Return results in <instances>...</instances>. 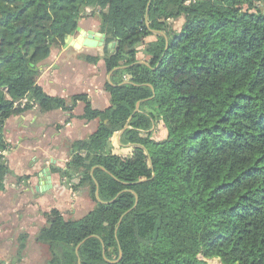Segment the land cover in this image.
<instances>
[{
    "label": "trees",
    "instance_id": "1",
    "mask_svg": "<svg viewBox=\"0 0 264 264\" xmlns=\"http://www.w3.org/2000/svg\"><path fill=\"white\" fill-rule=\"evenodd\" d=\"M89 18L116 43L103 60L111 106L71 98L99 125L58 172L95 206L46 213L34 241L44 264H264V0H0L1 131L34 109L26 98L41 112L73 109L38 80L56 42ZM126 126L123 158L113 138ZM8 174L0 160V192ZM29 247L20 233L17 261Z\"/></svg>",
    "mask_w": 264,
    "mask_h": 264
},
{
    "label": "crops",
    "instance_id": "2",
    "mask_svg": "<svg viewBox=\"0 0 264 264\" xmlns=\"http://www.w3.org/2000/svg\"><path fill=\"white\" fill-rule=\"evenodd\" d=\"M99 26L96 18L80 22L85 31L101 32ZM155 38L153 34L149 40ZM105 56V48L77 49L56 42L49 61L41 69L38 85L48 96L66 100V106L73 109L27 110L5 122L4 137L10 144L5 160L9 174L5 190L0 192V261L44 264L43 248L34 245V241L40 229L48 224L46 213L58 210L66 219H73L94 208L85 193L71 190L67 183L70 177H62L58 170H65L71 160L72 142L91 135L99 125L98 120L82 118L86 104L78 102L72 107L71 98L86 95L97 110L111 106L114 85L105 68ZM87 57H96L99 62L91 63ZM138 59L145 61L142 52ZM120 137L117 134L113 138V152L127 158L132 149L123 147ZM49 183L51 187L44 191L43 187ZM87 205L89 209L85 208ZM20 233L30 236V249L17 261L15 248Z\"/></svg>",
    "mask_w": 264,
    "mask_h": 264
},
{
    "label": "water",
    "instance_id": "3",
    "mask_svg": "<svg viewBox=\"0 0 264 264\" xmlns=\"http://www.w3.org/2000/svg\"><path fill=\"white\" fill-rule=\"evenodd\" d=\"M77 35H80V37L78 38V41H75V38L77 37ZM64 42L66 45H70L71 47L77 48V49H80L82 47L108 48V49L112 50V52H114V50L116 49V43H111V44L106 43V35L105 34H103L101 32L92 31V30L85 31L80 26L74 32H72L70 35L66 36ZM142 63L147 64L146 62H142ZM139 107H140V103L138 104L136 111L139 109ZM127 126L121 133H119V136H121L123 134V132L127 129ZM48 182H50V181H48ZM50 187H51V184L49 183L46 186H44L43 189L45 191V190H48ZM96 198H97L99 203H104L99 197L98 190L96 192ZM219 262L222 263L220 260H219Z\"/></svg>",
    "mask_w": 264,
    "mask_h": 264
},
{
    "label": "rangeland",
    "instance_id": "4",
    "mask_svg": "<svg viewBox=\"0 0 264 264\" xmlns=\"http://www.w3.org/2000/svg\"><path fill=\"white\" fill-rule=\"evenodd\" d=\"M96 19H97V18H96ZM182 23H183V20H182V21H178V22H176L175 24H173V27H175V28H180V26L182 25ZM105 49L107 50L108 48H105ZM109 50H110V49H109ZM153 138H154L155 140H158V141H161V140H163L164 138H166V129H165V127H164L163 124H159V125H158V127L156 128L155 133H154V135H153ZM85 208H86V209H89V206L87 205ZM85 208H83V210H85ZM83 210H82V211H83ZM85 213H86V212H85ZM208 262H209V264H222V263L219 262L218 259L209 260Z\"/></svg>",
    "mask_w": 264,
    "mask_h": 264
},
{
    "label": "built area",
    "instance_id": "5",
    "mask_svg": "<svg viewBox=\"0 0 264 264\" xmlns=\"http://www.w3.org/2000/svg\"><path fill=\"white\" fill-rule=\"evenodd\" d=\"M27 103H30L34 109L37 108V106L34 104V102L32 100L27 99V98L22 101V106H25ZM3 144H7L8 149H1L0 148V160H6L8 152H9V146H10V144L6 141V139L4 137V132L1 131V127H0V145H3Z\"/></svg>",
    "mask_w": 264,
    "mask_h": 264
}]
</instances>
